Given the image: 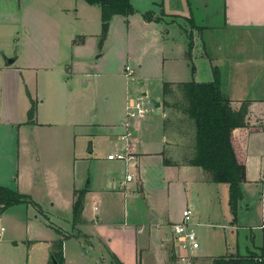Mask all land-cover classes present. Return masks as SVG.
<instances>
[{
    "label": "rangeland",
    "instance_id": "rangeland-1",
    "mask_svg": "<svg viewBox=\"0 0 264 264\" xmlns=\"http://www.w3.org/2000/svg\"><path fill=\"white\" fill-rule=\"evenodd\" d=\"M148 2L150 1L142 0L138 1L137 4L139 7H146ZM0 4L2 9L3 7L7 9L14 7L4 11L11 14L22 10L23 21L25 22L18 27L19 39L14 40L8 37L5 32V25L1 26L2 34L5 33L4 38L0 37L1 64L4 63L6 57L19 55L16 65H21L24 62L36 66L57 65V70L62 68L63 61L68 60L71 63V56L76 55L80 56L77 59L79 63L81 62L79 65L91 69L89 75L76 74L74 80L69 81L71 87V90L68 89L69 94H67L63 83L60 82L58 92L54 96L62 108L67 109L75 119L83 123L77 127L75 132H70L71 127L59 124L53 127L44 126L35 135L31 131L23 133L21 138L30 146L31 152L39 150L37 161L42 163L38 164L39 170H41V166L43 169L45 164L59 165L60 161L66 165L68 152L71 150L70 147L68 149V144L74 141L76 142V153L80 156H88L90 151L94 149L93 154L95 156L105 157L110 151L113 152L118 149L119 143L124 141L122 134H127L130 127L131 129H138L135 131L137 138L145 141L153 139L158 141L163 125L162 109L165 106L164 82L173 80L210 81L213 78L211 66L213 59L212 64L219 66L222 70L221 84L225 90L228 84L227 72L230 69L227 60L232 55V51L242 50V48H235L234 43L232 46H228L229 40H233L239 35L237 32L224 31L219 28L206 29L203 33L198 32L195 25H204L206 22L202 19L201 10L197 9L196 0H165L166 7L163 11H169L172 7V11H176L180 17L178 15L175 18L177 22L173 21L172 18H166V21L160 23L163 32H168V37L164 43H158L151 37L142 36L139 29L143 27V19L140 15H135L131 18V22L127 20L124 24L116 23L112 27L110 25L108 36L101 45L99 42L102 19L99 11L95 14L94 9L87 8L91 6L85 0H0ZM85 7L89 12L88 17L84 14ZM148 8L151 9V6ZM159 13L161 14V11ZM155 15L153 13V16ZM129 23L138 30L135 31V35L129 34ZM212 23L216 24L217 22L212 21ZM218 24L220 23L218 22ZM185 29L188 32V39L193 40V44L196 43L194 41L196 37L199 39L193 46L190 55L188 51L189 61L187 62L183 61V57H181V48L187 36ZM83 33L91 35L86 42L79 41L81 37H84ZM74 40L77 42L72 46ZM203 42L206 43L208 57L203 55ZM252 44L255 48H250L251 52H264V46L258 40ZM243 50L248 52L247 48ZM163 51L166 52L165 55L169 58L168 60L162 59L161 53ZM139 62L142 64V69L137 66ZM187 63L191 66L188 67ZM126 65L134 69L133 74H127L128 71L119 74L116 71L119 67L125 69ZM99 69H113L118 74L109 73L105 75ZM126 74L128 76H125ZM144 75H146L144 78L140 77ZM145 90L148 93L143 96ZM51 91L53 88L46 87L45 95H53L50 93ZM127 92L138 96L137 99L143 101L148 110L145 118H129L127 116L124 103ZM176 100L179 103H184L181 94L177 95ZM155 101L161 102L162 107L157 108ZM168 101L173 104L176 103L173 98H168ZM166 110H168V116L176 120L169 126L171 131L169 136L172 140L171 149L180 155L185 152L186 154L193 153V148L190 146L193 145L192 140L195 137L192 124L181 112L172 108ZM44 112L48 114L46 118H52L54 115L51 106L46 105ZM178 119L185 120L177 122ZM127 121H129L128 124ZM0 138L4 141L3 144L0 142L3 152L15 151L17 155L19 147H21V156L25 161L24 142L21 144V140H18L17 136L15 140H11L10 135H1ZM263 142L262 138H250L247 149L252 157L257 155L256 151L258 153ZM91 162L78 163L76 171L79 174L86 172V178L96 175L98 166ZM53 174L57 175V171ZM211 186L206 187L193 183L188 188L190 189L188 196L190 199L186 200V204L195 206L193 223L196 222V218L204 221L206 216H210V219L207 220L209 224L196 226L198 240L202 244L199 253H207L209 259H211L210 256L218 258L226 254V237L229 243H232L236 238V235L231 234L232 231H235L234 228L224 225L229 221L226 218L231 215L228 205V184L221 183ZM135 191V193H130L126 199L124 194H121L120 200L116 204L117 216H113V219L104 220V222L130 221L137 217L140 220H148L150 215L149 213L146 215L145 211H147L148 206H151V203L146 201V193L138 190L136 186ZM178 194L179 191L176 195ZM48 203L47 201L43 204L36 202V205L30 204L28 206L31 222L29 235L31 239L38 240L33 250H30L28 259L30 264H44V257L49 249L48 245L58 240L61 233L66 239L72 236L79 239L73 238L64 242L63 254L66 264H119L121 262L136 264L133 246L130 254L127 253L128 248H125L124 237H127L128 231L122 225L105 227L103 233L101 232L102 238L95 236L88 230L87 234L91 236L90 238L87 236L79 238L84 234L79 230H73L71 209L67 207L59 209L52 206V202ZM170 206L175 212H178L185 207V200L182 196H178V200ZM98 207L101 210L104 209L101 203L98 204ZM23 208V210L11 209L6 217L0 219V230L2 227L5 228L4 235L0 237V264H10V260L16 261L21 258L22 249L25 246L20 244V247H15L14 244L5 241L9 235H13V227H18L16 225L17 220L25 218L26 213L24 211L26 208L25 206ZM85 208L88 214H93V208L89 201L85 204ZM125 212H127V217H125ZM35 215H38V218ZM110 234L115 237L114 243L120 246L123 257L118 256L116 252L118 257L109 253V251L114 253L110 245L112 243H109ZM195 264H210V261L207 258L196 257Z\"/></svg>",
    "mask_w": 264,
    "mask_h": 264
},
{
    "label": "crops",
    "instance_id": "crops-1",
    "mask_svg": "<svg viewBox=\"0 0 264 264\" xmlns=\"http://www.w3.org/2000/svg\"><path fill=\"white\" fill-rule=\"evenodd\" d=\"M138 1L142 0H132L135 8L134 14L130 15V17L114 16L111 20V27L116 23L124 24L127 20L131 22V18L135 17V15H140L143 19V27L139 29L142 36L144 35L145 38L151 37L152 40L158 43H164L167 39L166 37H168V32H163V27L160 23L166 21V18H172L173 21L177 22L175 18L179 14L176 11H172V7L171 10L164 12V7H166L165 0H149L150 2H148L146 7H139ZM87 4L89 3L87 2ZM149 5L151 9L148 8L150 7ZM196 5L197 9L201 10L200 14L203 16V21L206 22L204 25H195L198 32L203 33L206 29L219 28L239 34L233 40H229L228 46H232L234 43L235 48H242V50H238V52L232 51V55L227 60L230 69L227 72L228 84L224 94L232 101L234 108H240L243 102H250L247 116L248 124L264 127V52L254 53L250 51V48H255L252 43H255L256 40L264 46V0H196ZM89 6L91 7L87 8L94 9L95 14L99 11L101 17V7L99 5L89 4ZM8 9L5 7L2 9L0 6V27L5 25V32L12 40L19 39L20 31H17L18 27L21 24H25L22 8L20 12L15 14L4 12ZM147 11H153L156 14V18L152 21L147 20L144 16ZM160 11L161 14L159 13ZM88 13L85 7L84 14L86 17L89 16ZM212 21L217 23L214 24ZM1 30L2 27L0 28V37L4 38L5 33L2 34ZM135 31H138L137 28L130 24L129 34L135 35ZM185 31L187 32V29ZM83 35L84 37L79 40L81 42H86L87 38L91 36L85 33ZM188 37L187 32L181 48V57L186 62L189 61L188 44L190 40ZM198 40L196 37L194 41L197 43ZM76 42L77 40H74L72 46ZM196 43L194 42V45ZM246 48L248 49L247 53L243 50ZM202 49L204 50L203 55L208 57L205 42H203ZM230 49L233 50L232 47ZM165 54V51L161 53L164 61L169 59ZM16 57L17 60L11 65H6L5 61L3 64L0 63V136L10 135L11 140H15L17 136L22 144L24 140L21 137L24 132L31 131L35 135L44 126L53 127L64 124L71 127L70 132H75L77 127L83 123L75 119L67 109L62 108L54 96L58 92L60 82L63 83L67 94H69L70 91L68 89L71 90L69 81L74 80L73 78L76 74L81 76L89 75L91 69L79 65L81 62L79 63L77 59L80 56L76 55L71 56V63L68 60L63 61L62 68L57 70V65L50 67L46 65L36 66L31 65L29 62L28 64L24 62L21 65H16L20 56ZM212 61L213 59L211 60L213 78L210 81L214 80L215 69H217L221 82L222 70L219 66L212 64ZM137 66L142 69L140 62ZM187 66L191 65L187 63ZM99 70L105 75L126 72V69L122 67L117 68L116 71L118 73L113 69ZM146 75L140 77L144 78ZM125 76L128 75L126 74ZM182 81L188 80H173L169 82L179 83ZM48 86L53 88V91L50 92L53 95H45V89ZM147 93L148 91L145 90L143 96L147 95ZM137 98L138 96L127 92L124 102L125 110ZM33 104L36 105L37 112L34 122H30L29 111ZM46 105L51 106L54 110L52 118H46L48 117V114L44 112ZM162 111L163 125L158 141L154 139L145 141L137 138L135 131L138 129H131L130 127L127 132L128 136L119 143L117 149L125 152L128 156L127 160H110L108 155L111 154V151L105 157L100 158L93 154L94 149L90 151V155L80 156V154L76 153V142L74 141L68 144V149L70 147L71 150L68 152L66 165L60 161L59 165L50 166L45 164L46 166L43 165V169L41 166V170H39L38 164H42L37 161L39 159V150L31 152L30 146L24 142L25 161H23L20 151L21 147H19L17 155L15 151L10 153L3 152L0 147V186L10 187L21 193H26L31 196L35 203L40 202L43 204L47 201V203L52 202L51 205L59 209L70 208L73 215V206L78 193L84 192L81 222L76 225L73 223V230H79L84 234L79 236V238L86 236L90 238L91 236L87 234V230L102 238L105 227L122 225L128 231L127 237H124L125 248H128L127 253L130 254L133 246L136 264H187L188 260L195 264L196 257L207 258L210 264H213L215 257L210 256L211 259H209L207 253H199L202 246L201 243L200 248L193 251L183 247L182 243L174 235L173 223L182 219L183 210L186 207H192L193 211L195 209L193 204H186V200L188 201V196L190 195L189 186L196 183L201 186L212 187L211 185L213 184L219 185L221 183L212 182L209 174L201 167L192 166L185 162V159L191 157L189 153L186 154L185 152L180 155L171 149L172 140L169 136L171 131L170 129H165V118L168 116V111L165 110L164 106ZM252 137L264 140V130L252 132L247 128H243L239 131L240 144L246 155L247 181L243 184L245 196L235 218L229 205L230 188L228 185V205L231 215L226 218L229 221L224 225L225 227L234 228L235 231H232L231 234L233 236L236 235V238L234 240L231 239L233 241L229 243L226 237L227 252L222 256H246L253 252L258 256L264 255V142L258 153L256 151L257 155L252 157L247 149V143ZM0 142L4 143L1 138ZM166 157L171 159L173 163L166 164ZM90 161L98 166V170L96 175L86 178V172L79 174L76 169L78 163H88ZM56 171L57 175L53 174ZM129 175L132 178L128 180ZM135 186L141 192L146 193V201L151 203V206H148L147 211H145L146 215L149 213V219L140 220L137 217L130 221L104 222V220L113 219V216H117L116 204L120 200V195L124 194L126 199L130 193L136 192ZM177 191H179L178 195H176ZM178 196L184 198L185 207L175 212L170 205H173L178 200ZM88 201L93 208L92 215L88 214L85 208V204ZM99 203L104 206V209L101 210L98 207ZM30 204L32 203L11 206L0 215V219H2L8 215L11 209L23 210L24 206L26 208L24 211L26 213L25 218H19L16 222L18 227H13V235L15 236L9 235L5 241L14 244L15 247H20V244L25 246L22 249L21 258L16 261L10 260V264H30L28 262L30 250H33L35 243L38 242L35 238L31 239L29 235L31 222L28 206ZM35 216L38 218V215ZM125 217H127V212H125ZM196 219L194 224L198 227L201 224H209L207 220L210 219V216H206L204 221L199 218ZM1 230L0 237L4 235L1 234ZM58 230L60 231V229ZM61 238L64 239L63 244L73 238L79 240L75 236L66 239L62 233L59 239ZM235 240L236 242L234 243ZM114 241L115 237L110 234L109 243H112L110 245L114 253L110 251L109 253L123 257L120 246H117L118 244L114 243ZM41 243L43 242L41 241ZM48 243L50 244V242ZM52 244L48 245L49 249L44 257V264H50Z\"/></svg>",
    "mask_w": 264,
    "mask_h": 264
},
{
    "label": "trees",
    "instance_id": "trees-1",
    "mask_svg": "<svg viewBox=\"0 0 264 264\" xmlns=\"http://www.w3.org/2000/svg\"><path fill=\"white\" fill-rule=\"evenodd\" d=\"M86 1L101 7L100 45L108 36L111 20L114 16L130 17L135 13L132 0ZM144 16L149 21L155 18L153 11L145 12ZM193 46V40H190L188 44L189 55ZM163 85L164 108H172L181 112L190 121L194 129L195 137L192 140L193 145H190L193 148V153H189L191 157L184 161L192 166L201 167L209 174L212 182L229 185V205L236 218L245 196L243 184L247 181L246 155L240 144L239 131L247 128L249 131L255 132L264 130V127L248 124L247 116L250 102H243L240 108L233 107L232 101L224 94L225 91L222 88L217 69H215L213 81L198 82L192 80L179 83L165 81ZM178 94H181L184 103L177 102ZM168 98L175 99L176 103L169 102ZM36 112L37 107L33 104L29 111L30 122H34ZM184 120L178 119L177 122ZM175 121L171 119V116H167L165 129L168 130L170 124L175 123ZM165 163L171 164L173 161L166 157ZM83 197L84 192L78 193L73 206V223L75 225L81 222ZM26 203L36 205L30 195L10 187L0 186V215L11 206ZM63 240L61 238L54 241L51 252L59 264H65ZM213 264H264V255L258 256L250 253L246 256H220L214 260Z\"/></svg>",
    "mask_w": 264,
    "mask_h": 264
},
{
    "label": "built area",
    "instance_id": "built-area-1",
    "mask_svg": "<svg viewBox=\"0 0 264 264\" xmlns=\"http://www.w3.org/2000/svg\"><path fill=\"white\" fill-rule=\"evenodd\" d=\"M127 74L131 75L134 73L133 68L129 65L126 66ZM148 112L145 104L141 99H137L130 103L127 107V116L129 118L140 117L144 118L146 113ZM128 124V123H127ZM128 135L125 134L122 138L126 139ZM108 158L118 159V160H127L128 156L122 150H117L111 152L108 155ZM132 176H128V180L131 179ZM193 208L188 206L183 210L182 219L179 222L173 223L174 235L178 241H180L183 247L189 251L197 250L200 248V240H198V233L195 224L192 222L193 220ZM5 229L2 227L1 234ZM187 264H192L191 260L187 261Z\"/></svg>",
    "mask_w": 264,
    "mask_h": 264
},
{
    "label": "water",
    "instance_id": "water-1",
    "mask_svg": "<svg viewBox=\"0 0 264 264\" xmlns=\"http://www.w3.org/2000/svg\"><path fill=\"white\" fill-rule=\"evenodd\" d=\"M16 60H17V57H6L5 58L6 65H11ZM155 103H156L157 108H159L161 106V102L155 101ZM49 262H51V264H59V262L56 260V258L53 255H51Z\"/></svg>",
    "mask_w": 264,
    "mask_h": 264
}]
</instances>
